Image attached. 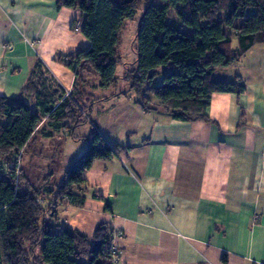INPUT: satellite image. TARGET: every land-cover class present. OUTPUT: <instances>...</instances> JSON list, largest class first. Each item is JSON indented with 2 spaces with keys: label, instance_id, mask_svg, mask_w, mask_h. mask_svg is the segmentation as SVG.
Wrapping results in <instances>:
<instances>
[{
  "label": "crops",
  "instance_id": "obj_1",
  "mask_svg": "<svg viewBox=\"0 0 264 264\" xmlns=\"http://www.w3.org/2000/svg\"><path fill=\"white\" fill-rule=\"evenodd\" d=\"M81 16L55 0H0V96L25 100L22 87L41 60L68 94L82 93L85 118L109 142L129 147L93 163L84 204L57 205L56 222L91 236L106 221L117 264H264V44L214 72L220 81L238 75L246 88L213 93L209 121L175 120L135 99L129 129L126 112L109 119L114 105L130 103L126 95L108 94L85 74L75 80L56 61L89 47ZM115 132L124 143L112 139Z\"/></svg>",
  "mask_w": 264,
  "mask_h": 264
},
{
  "label": "trees",
  "instance_id": "obj_2",
  "mask_svg": "<svg viewBox=\"0 0 264 264\" xmlns=\"http://www.w3.org/2000/svg\"><path fill=\"white\" fill-rule=\"evenodd\" d=\"M144 1L148 4L136 33V68L121 78L145 109L162 110L179 121H209L206 111L213 93L245 91L238 75L235 81L212 75L237 66L252 47L264 44V0H55L57 9L81 12L79 31L90 43L56 61L72 70L75 80H83L85 70L97 75L100 88L115 87L120 32ZM170 8L177 9L190 34L167 22ZM158 69L162 81L153 85ZM22 92L33 99V108L19 97L0 96V264H117L116 237L106 221L88 236L54 223L55 207L82 206L85 172L95 161H108L129 147L109 142L90 121L86 149L59 185L19 186L27 178L15 160L36 134L51 137L46 127L52 132L69 129L73 138L74 128L87 120L90 110L82 93L67 94L41 60L31 68ZM44 198H49L47 204Z\"/></svg>",
  "mask_w": 264,
  "mask_h": 264
},
{
  "label": "rangeland",
  "instance_id": "obj_3",
  "mask_svg": "<svg viewBox=\"0 0 264 264\" xmlns=\"http://www.w3.org/2000/svg\"><path fill=\"white\" fill-rule=\"evenodd\" d=\"M156 3L158 4V1H156ZM147 4L148 1H144L143 5L139 10L135 12L134 16L130 19L125 20V23L119 35V45L117 48L119 63L117 65L116 74L118 76V79L116 82V86L108 88L107 92L108 94L114 92L124 94L130 100V103H125L124 101H122L120 102V105H114V108L112 109L109 117L110 121H112L116 117L118 112H126L127 115L125 114L124 117L126 116L125 121L127 124H129V129H133V120L132 118L130 121L127 120L131 117V114L129 113L130 108H128V106H131L132 104L133 107L136 103L137 105H139L138 107L141 108V104L137 101L133 91L129 88V82L125 81L121 77L127 72L128 69L135 70L136 68V33L139 28L143 10L145 9ZM176 10L177 9L171 8L167 10V22L177 27L179 30L190 34V29L183 23ZM83 74L85 75L83 76ZM215 74L216 73H213V78L216 80L219 79V77L215 78ZM82 76L83 78H86L88 76L89 79H92L93 82L95 81V84L99 83V78L95 73H88L84 70L82 71ZM161 81L162 69H158L157 74L155 75L153 80V85H158L161 83ZM87 85H90V82ZM102 93L103 92H99L97 95H102ZM135 99L136 102L134 103L133 100ZM25 100L30 103L32 108L34 107L32 98L25 96ZM83 102L84 104L87 103L86 101ZM91 118L93 119V114H91ZM120 119L122 121V118ZM122 125L123 123L120 122V126ZM90 127V120L83 121L80 125L74 128L75 130L73 132V138L70 135L71 132L69 129L66 131L61 130V133L56 132V134L52 138L49 137V139L42 136L41 133H37L35 136V140L30 143L29 148L23 153L22 157L19 156L15 160V163L18 165L17 167L22 168L23 173L27 178L26 181L25 178L20 176V174V178H22V180L24 179L25 181H19V186L27 188L28 185H30V189H32L43 188L45 184H49L50 187L59 185L64 178V173L67 168L85 151V137L88 136ZM120 134H122V132H120ZM120 134L119 132H115L112 136V139L114 141L121 142L123 138H121ZM124 141L125 140H123V142L121 143H124ZM44 199L45 203L47 204L49 198ZM61 207L62 206H59L58 208L59 213H61ZM54 223H56V221H54Z\"/></svg>",
  "mask_w": 264,
  "mask_h": 264
},
{
  "label": "built area",
  "instance_id": "obj_4",
  "mask_svg": "<svg viewBox=\"0 0 264 264\" xmlns=\"http://www.w3.org/2000/svg\"><path fill=\"white\" fill-rule=\"evenodd\" d=\"M120 234V233H119Z\"/></svg>",
  "mask_w": 264,
  "mask_h": 264
}]
</instances>
